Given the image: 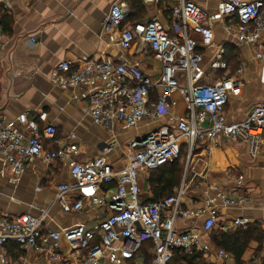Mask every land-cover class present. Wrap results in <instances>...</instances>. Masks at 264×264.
I'll list each match as a JSON object with an SVG mask.
<instances>
[{
	"label": "built area",
	"instance_id": "obj_1",
	"mask_svg": "<svg viewBox=\"0 0 264 264\" xmlns=\"http://www.w3.org/2000/svg\"><path fill=\"white\" fill-rule=\"evenodd\" d=\"M148 3L157 0H144ZM0 0V6L9 5ZM131 10L124 2L114 3L103 23V29L120 30L119 46L130 50L141 43L151 50L160 63L157 80L143 72L130 69L125 62L110 60H65L56 67L55 84L64 90L84 87L87 91V115L95 125L107 130L116 126L136 129L148 120L168 118L165 123L144 136L127 143L128 158L121 170H115L104 158L87 163L71 159L78 152L75 144L49 150L47 142L58 143L53 125L41 126L27 113H22L16 124L0 119V160L9 171V178L19 180L29 165L36 160L68 164L73 185L57 187V203L66 214L92 206L107 211L97 230L85 225L58 231H44L46 214L0 217V248L16 244L23 251H49L51 260L58 264H137L145 254L152 256V264H170L175 250L186 255L203 252L202 236L217 229L229 233L247 229L251 220L234 217L222 221L214 198L206 201L203 209L183 207V186L173 195L155 203L142 197L139 176L180 160L183 150L191 158L200 144L227 141H248L255 154L264 145V103L258 104L241 122H229L226 104L242 93L243 84L236 78H215L211 73L227 70L223 57L216 56L204 69L201 46L210 48L215 40L214 25L223 24L224 30L238 46L264 48V0L243 2L221 0L217 14H209L195 2L181 0L171 11L172 27L153 18L145 23L132 24ZM200 37V42L191 38ZM264 60V55L259 56ZM264 81V67H263ZM178 93L186 104V114H173V94ZM174 121V122H172ZM70 139L76 138L72 133ZM112 148L107 149L109 153ZM115 186L108 192L107 185ZM243 179L239 178L238 186ZM76 194V198H72ZM224 208H239L246 198L220 196ZM208 214V215H207ZM204 219L201 232L196 229L178 231V220ZM264 228V220L260 222ZM50 240L48 246L44 245ZM67 243L65 253L60 247ZM220 258L228 257L225 251ZM1 264H24L23 259H3Z\"/></svg>",
	"mask_w": 264,
	"mask_h": 264
},
{
	"label": "crops",
	"instance_id": "obj_2",
	"mask_svg": "<svg viewBox=\"0 0 264 264\" xmlns=\"http://www.w3.org/2000/svg\"><path fill=\"white\" fill-rule=\"evenodd\" d=\"M180 1L9 0V5L0 6V119L7 124H16L17 118L27 113L41 126L56 127L58 143L47 142L49 150L75 144L78 152L71 159L87 163L104 157L115 170L123 169L129 154L127 143L157 126L171 123V120H148L131 130L116 126L111 131L97 126L87 115L86 89L82 86L67 90L59 88L53 81L56 67L65 60L106 59L115 63L125 62L130 69L157 80L161 65L153 58L151 50L141 43L130 50L121 49V31L115 29L106 32L103 23L113 4L124 2L136 16L133 22L145 23L158 18L171 28V11ZM190 1L209 14H217V5L221 0ZM136 9H140V12L137 13ZM214 31L213 46L199 48L203 54L202 67L206 69L220 55L227 62L228 69L214 73L208 69L206 74L211 73L215 78H242L241 95L232 98L225 106L228 121L241 122L254 106L264 103V60L259 57L264 55V48L236 45L220 22L215 23ZM191 38L200 42V37L195 34H191ZM226 50L237 56L241 67L235 72L231 71ZM172 98L175 103L173 114L183 117L186 104L178 93H174ZM72 133L76 138L70 139ZM109 148L112 150L106 153ZM141 175L142 197L144 200L151 199L149 174L142 172ZM239 178L243 179L242 186L237 185ZM73 183L68 164L63 162L36 160L19 180L14 181L9 178V171L0 160V217L26 214L38 217L45 213L43 230L46 232L65 230L79 224L85 225L88 230H97L107 215L106 210L92 206L88 201L85 209L77 213L66 214L60 209L57 187L62 184L71 186ZM112 186L107 185L105 191L109 192ZM182 186L185 190V209H203L206 201L214 198L220 220L246 217L252 222L250 226L260 224L264 220V145L253 154L248 141L230 142L219 138L213 144H200L183 167L181 185L175 190ZM75 195L71 197L74 199ZM222 195L243 196L246 202L239 208H224L219 204ZM203 223V218L181 219L176 227L181 232L192 228L201 232ZM202 240L203 252H211L213 247L209 235L202 236ZM49 243L50 240H46L44 245L48 246ZM60 247L67 253L65 241L61 242ZM219 251L211 255V263L236 264L235 258L227 252L228 257L220 258ZM19 258L23 259L24 264H58L51 260L49 251H23L14 244L0 248V264L3 259L13 261ZM242 261L243 264H264V243L261 245L252 241ZM137 264H147L146 257L139 259Z\"/></svg>",
	"mask_w": 264,
	"mask_h": 264
},
{
	"label": "trees",
	"instance_id": "obj_3",
	"mask_svg": "<svg viewBox=\"0 0 264 264\" xmlns=\"http://www.w3.org/2000/svg\"><path fill=\"white\" fill-rule=\"evenodd\" d=\"M136 12H140V9H136ZM135 18L136 16H134L131 10L130 22L132 24L139 23L133 22ZM225 56H227L228 62L231 65H233V61L237 58L236 54L228 50H226ZM186 153L187 150H183V154ZM182 175L183 166L180 164L179 160L173 164L165 165L156 171L150 172L148 176V185L152 197L151 199H145V202L155 203L161 200H165L166 198L172 196L174 190L181 185ZM112 185L113 188L115 185ZM209 237L213 249H216L217 251L223 250L235 258L236 264H243L242 258L249 244L252 241L258 242L261 245L264 243V230L262 229L259 223H254L247 229L241 228L233 233H225L215 229L209 234ZM14 245L17 247L18 250L20 249L18 245ZM202 256L203 255L200 252H195L193 255H186L180 250H175L173 254V260L170 264H207L204 262L202 263ZM145 257L147 259V264L148 260L149 263H152V256H150L149 254H145Z\"/></svg>",
	"mask_w": 264,
	"mask_h": 264
},
{
	"label": "rangeland",
	"instance_id": "obj_4",
	"mask_svg": "<svg viewBox=\"0 0 264 264\" xmlns=\"http://www.w3.org/2000/svg\"><path fill=\"white\" fill-rule=\"evenodd\" d=\"M234 63H233V65L231 66V71L232 72H235V71H237L238 69H240V64H239V61L238 60H234L233 61ZM240 80H242V78L240 77L239 78ZM187 160H188V154L186 153V154H183L182 155V157H181V159L179 160V162H180V164L184 167L185 166V164H186V162H187ZM139 180H140V182H141V180H142V175L140 174V176H139ZM202 243H203V241H202ZM216 249H213L211 252H200L203 256V260H202V263L204 262V263H207V264H211V255L213 254V253H215V252H217V250L215 251ZM148 264H149V260H148Z\"/></svg>",
	"mask_w": 264,
	"mask_h": 264
}]
</instances>
